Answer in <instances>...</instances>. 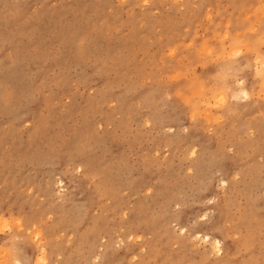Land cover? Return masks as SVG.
Wrapping results in <instances>:
<instances>
[{
    "label": "rangeland",
    "instance_id": "1",
    "mask_svg": "<svg viewBox=\"0 0 264 264\" xmlns=\"http://www.w3.org/2000/svg\"><path fill=\"white\" fill-rule=\"evenodd\" d=\"M258 52L264 0H0V264H264Z\"/></svg>",
    "mask_w": 264,
    "mask_h": 264
},
{
    "label": "bare ground",
    "instance_id": "2",
    "mask_svg": "<svg viewBox=\"0 0 264 264\" xmlns=\"http://www.w3.org/2000/svg\"><path fill=\"white\" fill-rule=\"evenodd\" d=\"M240 36V35H239ZM240 45H242V44H239V45H235V46H240ZM246 45V47H247V44H245ZM238 47H232V50H234V51H236V54H240V53H242L241 51H243L244 49H242L243 47H241V48H239V49H241V50H235V49H237ZM231 50V49H230ZM234 51H229V53H234V55H235V52ZM237 51H238V53H237ZM228 53V52H227ZM243 53H244V51H243ZM250 57V56H249ZM256 62H257V64L260 66V70L262 71V72H264V54L263 53H260V52H258L257 53V57H256ZM241 85H244L243 84V82H241ZM224 86V85H223ZM217 88V87H216ZM225 88V87H224ZM215 89V88H214ZM229 90V89H228ZM244 90V89H243ZM224 93V92H223ZM223 93H222V95H223ZM245 95L247 96V98H251V94H250V92L246 89L245 90ZM218 94V93H217ZM220 94V93H219ZM218 94V95H219ZM221 95V97H220V95H219V97L220 98H222V99H225V97H223ZM220 98H219V100H220ZM227 99V98H226ZM221 101H224V100H221ZM226 102V101H225ZM224 104V103H223ZM250 105V104H249ZM264 108V107H263ZM82 167H83V165L82 164H80L79 165V168L80 169H82ZM222 184L224 185V186H229V185H227L228 183L226 182V180H222ZM176 221V220H175ZM182 230H184V232H187V230L185 229V228H182ZM36 234V233H35ZM191 234V233H190ZM189 234V235H190ZM194 237L195 238H197V240L199 239V241H203L204 243H206V244H208L209 245V247L211 248V250L216 254V255H218V256H223L224 254H225V248L223 247V245H222V241H221V239L220 238H218L217 236H215V235H213V234H211V233H207V232H195L194 234ZM37 236H38V234H37ZM36 235H35V237H37ZM193 237V236H192ZM38 238V237H37ZM36 238V239H37ZM38 240V239H37ZM37 242H39V241H37ZM36 242V243H37ZM39 244V243H38ZM37 244V246H38V248H36V249H38L39 250V258H38V261H37V259L36 260H34V261H37L38 262V264H47V254H46V252H45V250H46V248L44 247V245H42V244H40V245H38ZM97 245V244H96ZM95 248H97L96 246L94 247V250H95ZM108 249V248H107ZM93 250V251H94ZM48 252V251H47ZM212 252V253H213ZM97 253V252H96ZM211 253V254H212ZM16 254V253H15ZM14 254V255H15ZM106 254V253H105ZM13 255V256H14ZM17 255V254H16ZM94 255V254H93ZM12 256V257H13ZM112 256V255H111ZM18 257V256H17ZM16 257V258H17ZM35 258H36V256H35ZM7 259V258H6ZM16 260V259H15ZM13 261V260H12ZM19 264H22L20 261H19V259L18 260H16ZM35 263V262H34ZM104 263V262H103ZM5 264V263H4ZM7 264V263H6ZM11 264V263H10ZM35 264H37V263H35Z\"/></svg>",
    "mask_w": 264,
    "mask_h": 264
}]
</instances>
